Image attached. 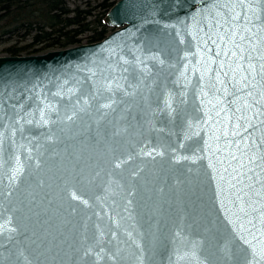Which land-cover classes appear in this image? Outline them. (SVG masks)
<instances>
[{
	"label": "water",
	"instance_id": "1",
	"mask_svg": "<svg viewBox=\"0 0 264 264\" xmlns=\"http://www.w3.org/2000/svg\"><path fill=\"white\" fill-rule=\"evenodd\" d=\"M225 3L117 0L98 42L0 57V264H189L177 257L194 245L203 264H243L238 234L264 239V61H252L256 78L231 105H249L248 119L226 128L219 106L207 103L212 94L200 91L207 77L197 86L201 29ZM235 12L253 15L248 0ZM237 29L259 57L264 41ZM170 97L179 105L171 116ZM228 141L245 165L237 186L258 210L247 217L220 179L226 152L217 149Z\"/></svg>",
	"mask_w": 264,
	"mask_h": 264
},
{
	"label": "snow or ice",
	"instance_id": "2",
	"mask_svg": "<svg viewBox=\"0 0 264 264\" xmlns=\"http://www.w3.org/2000/svg\"><path fill=\"white\" fill-rule=\"evenodd\" d=\"M212 6L215 7L216 4L219 3V0H211ZM245 0H227V3L224 4V7L228 10L227 12L218 10L214 16L213 21L209 22L205 29H201L203 35L199 36V40L205 46L202 50L200 63L204 65V72L201 74L197 86H200V81L204 80L207 77V91H205L204 87L200 88L201 93L204 97H208L209 93L212 94L215 99V103H213L212 99H208L207 103L212 105V108H216L219 106V111L215 112L216 117H220L223 113V120L225 122V127L227 128V124L229 122L234 123V128L241 127L239 121L247 120L248 117L244 114V109L248 108L249 105L246 103L242 108L233 109L231 105H235L237 103L238 93L242 92L244 88L248 87L251 83L250 77L252 80L256 78V64L252 63L254 59L259 58L264 61V49H259L260 55L259 57H255L253 53L258 51L257 46L251 44V40L248 35L241 34L237 29V25H240L241 28L244 29V33H251L254 36H258V38L264 41V35H260L264 33V17L261 15V10H264V0H248V4L251 7L253 12L252 16H247L244 13H236L235 5L240 4L243 5ZM255 5V7H252ZM252 24L254 27L258 28V32L252 33L250 28H244V25ZM194 39L196 37H193ZM238 38V39H237ZM248 41V45H245V41ZM213 45V47H209L208 45ZM246 62V66H245ZM127 63V61H125ZM212 65H217L216 69L212 68ZM260 72L259 75L262 80H264V63L259 65ZM124 73H128L129 69L124 68ZM214 72V75H210ZM247 72V75H243V73ZM239 76V78H237ZM225 78H230L227 82ZM247 82V83H246ZM231 85V88L229 87ZM116 89H119L121 85L118 83L115 85ZM113 85L109 83L107 85L106 90L112 91ZM216 93H222L224 99H221L220 96H217ZM56 95H60L56 93ZM251 95V93H248ZM228 97H232V99L228 100ZM227 101L228 107H225V103ZM175 100L174 98H169L165 100V107L168 109V114L171 116L173 113L178 114V107H173ZM186 103L183 99L179 101V104ZM201 103H204L202 100ZM257 104L260 101H256ZM104 107H110L111 105H103ZM211 111V110H210ZM239 114V115H238ZM71 119V117H69ZM209 120L212 119V116L209 115ZM31 123V121H28ZM220 120H217L216 123H220ZM248 129L245 128V132ZM225 137H227L228 133L225 131ZM233 136L240 135L239 132L233 131ZM217 140L220 137H216ZM261 144H264V141H261ZM231 147V141L227 142L226 149H217V151H225L226 155L223 159H218V163L223 167V172L220 174V179L222 181L227 180V183L232 189H235V203L239 209V212L247 217L249 215V209L253 212L258 211L256 208L252 206L250 202H246V197L249 196V193L245 190V187H238L237 185L243 184V177L245 173L241 172L240 169H243L245 165L243 164L240 157L236 155L235 152L228 151L227 149ZM237 148H239V144H237ZM257 159L256 156H252L249 158L250 162H255ZM260 167L264 168V155L259 157ZM233 161L238 163V167H233ZM226 165V166H225ZM119 167V165H117ZM249 172L252 171L251 168L248 169ZM235 181V183H233ZM247 187H251L250 185ZM72 199L80 200L81 197L77 196L75 193H72ZM84 204H87V201H82ZM261 223H264V212L260 214ZM248 223H252L251 220ZM255 227V225H253ZM235 231V230H234ZM260 236L264 237V230H259ZM249 235L252 236V239H248L246 236L242 234H238V239L246 245V248L241 249V257L243 259V264H264V239H259L255 233L249 232ZM176 236L181 237V233L177 232ZM255 241V243H254ZM91 249H89L86 255L91 253ZM230 255H235L232 249H229ZM178 261L187 260L189 264H203L201 261L195 245L193 246V250L189 252H185L183 255H178Z\"/></svg>",
	"mask_w": 264,
	"mask_h": 264
},
{
	"label": "trees",
	"instance_id": "3",
	"mask_svg": "<svg viewBox=\"0 0 264 264\" xmlns=\"http://www.w3.org/2000/svg\"><path fill=\"white\" fill-rule=\"evenodd\" d=\"M116 1L0 0V41L15 39L6 49L9 56L98 42L111 30L103 18Z\"/></svg>",
	"mask_w": 264,
	"mask_h": 264
},
{
	"label": "rangeland",
	"instance_id": "4",
	"mask_svg": "<svg viewBox=\"0 0 264 264\" xmlns=\"http://www.w3.org/2000/svg\"><path fill=\"white\" fill-rule=\"evenodd\" d=\"M111 32V30L109 31V33ZM13 44H15V39L13 40H1L0 41V57L2 56H9L6 52V49L10 46H12ZM86 44V43H83ZM23 45L22 43L18 44V46ZM32 55H38V54H32ZM21 56H29V55H21Z\"/></svg>",
	"mask_w": 264,
	"mask_h": 264
}]
</instances>
